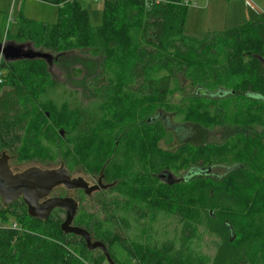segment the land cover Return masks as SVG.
<instances>
[{
	"label": "trees",
	"instance_id": "16d2710c",
	"mask_svg": "<svg viewBox=\"0 0 264 264\" xmlns=\"http://www.w3.org/2000/svg\"><path fill=\"white\" fill-rule=\"evenodd\" d=\"M36 1L55 7V21L19 15L7 41L56 55L65 83L81 75L93 99L82 103L42 58L0 57V151L20 162L59 159L68 174L78 168L101 179L89 197L78 192L86 204L72 225L101 242L113 264L108 242L132 264H264V15L194 38L183 34L190 0H103L97 26L82 0ZM180 91L175 113L183 120L198 115L240 132L221 146L160 148L172 141L160 109ZM180 163L187 169L178 181L159 178ZM214 167L224 172L212 174ZM192 168L206 172L181 180ZM13 205L23 204H0V217L15 219L0 218V264L106 262L99 249L60 231L61 210L39 221L24 208L9 211ZM156 213L179 226L176 251L171 238L149 245L124 232L128 218ZM197 233L213 244L208 259L182 256Z\"/></svg>",
	"mask_w": 264,
	"mask_h": 264
},
{
	"label": "rangeland",
	"instance_id": "374dc122",
	"mask_svg": "<svg viewBox=\"0 0 264 264\" xmlns=\"http://www.w3.org/2000/svg\"><path fill=\"white\" fill-rule=\"evenodd\" d=\"M224 2L227 6V0ZM80 4L86 10L89 24L92 26L99 25L101 22L103 0H82L80 1ZM219 6V0H190V4L187 6L186 10L183 34L189 37L198 38L199 36L201 37V35L206 31L230 29V26H227L226 23L234 21L235 19L239 18V16H233V19H231L228 15L227 7H223V9L219 11ZM221 11L226 12L225 17L222 16ZM19 13L26 18H32L43 23H53L56 19V10L53 5L41 3L35 0H0V44L11 43L7 41L6 37L7 35L9 36L12 34L14 29L13 22H15V19ZM17 46L27 50L25 48L26 46L24 45ZM28 51H31L33 54H45L47 58H43V60L47 61L45 64L49 74L52 75L53 78L59 83L61 82L63 85H65V87L72 90L74 89V91L76 90V92H78L77 96L80 94L78 97L82 103H85L86 99H93V97H89L90 95L84 87L79 86V82L82 79L81 75L75 76L73 84L65 83L62 73L58 70L55 62H53L56 58V55L34 49H28ZM180 82H182V80H180ZM184 94L185 92L183 91L174 93L168 100L169 105L164 106L163 109H160V104L155 105L156 107L154 112L159 109L163 111L160 114L162 125L164 130L172 136V141H170V143L167 145L163 144L161 141L158 142L157 145L160 148L173 152L179 145L194 146L199 143H209L216 146H221V144L230 140L235 136V134L240 132L235 128L225 126L224 124H212L198 115L190 114L185 120H183L179 115H176L175 106L182 102ZM181 120H183V122H181ZM60 135L63 137L64 134ZM2 153L9 157L8 166L11 170L22 171L28 167H38L41 169H55L60 166L63 167L61 161L55 158L44 160L33 158L30 161L20 162L16 158L15 153L10 154L6 150L0 151V154ZM186 169V165L184 163H180L179 166L173 170L172 176L176 178L174 182L178 181ZM211 172L212 174L221 175L224 172V169L221 167H214L211 169ZM70 176L72 178L81 177L83 180L85 179L88 181V184H95L96 182L94 175L91 173L82 172L78 168L75 171H72ZM61 189H63V187L59 186L54 188L52 192L54 195H56V193H61V196L69 195L70 192L63 193ZM74 198L76 199V197ZM77 199L79 206H85L86 201H82L80 203L79 198ZM90 204L93 206L91 202ZM2 206L5 207L6 210L7 205ZM16 208L19 210H23L24 208L25 211L24 205H22V207H19V205H13L9 208V211L14 212ZM79 212L77 217L79 216ZM145 214H147V212H145ZM57 215L58 218L62 219L63 214L61 212H59ZM152 216V218L149 216H146L145 218H128L127 221H124L125 224L121 225L124 227L123 230L127 236H129L132 240L139 241L143 244L151 245L154 244L156 240L163 241L165 239L168 240L171 238L173 249L176 251V248L180 245L178 234L179 226L175 225L173 220L170 218L162 217L161 213H156ZM0 218H5L9 224H14L13 220L15 219H13V217L8 213H5ZM192 243L193 244L191 246L190 252H188V254L182 255L185 258L193 260L194 258L200 256L204 259H208L212 255L213 244L204 233H197ZM108 244L107 250L110 252L112 259H115V264H132L123 250L115 248V245H113L112 242H108ZM183 251L184 248L178 249V253H182ZM103 262H105L104 259L102 263ZM104 264L107 263L105 262Z\"/></svg>",
	"mask_w": 264,
	"mask_h": 264
},
{
	"label": "water",
	"instance_id": "95a60500",
	"mask_svg": "<svg viewBox=\"0 0 264 264\" xmlns=\"http://www.w3.org/2000/svg\"><path fill=\"white\" fill-rule=\"evenodd\" d=\"M0 55L4 61L35 57L47 58L45 54H33L31 51L24 50L12 43L0 44ZM202 172L206 171H198L196 168H192L181 180L185 181L193 175L204 174ZM167 177L169 180L165 182L171 183L173 178L170 173H163L159 176L161 180H165ZM59 186L68 191L82 190L84 193L90 194L98 189L100 183L98 186H88L81 177L72 178L62 166L55 169L28 167L22 171L11 170L8 166L7 155L0 154V200L3 205L20 199L25 206L27 216L39 221L45 220L53 209L63 210L65 217L59 225L60 231L64 234L81 237L87 250L99 249L103 253L106 263L113 264L101 242L91 241L85 230L72 225V219L77 209L76 202L70 196L47 198L48 194Z\"/></svg>",
	"mask_w": 264,
	"mask_h": 264
},
{
	"label": "crops",
	"instance_id": "0c3cea01",
	"mask_svg": "<svg viewBox=\"0 0 264 264\" xmlns=\"http://www.w3.org/2000/svg\"><path fill=\"white\" fill-rule=\"evenodd\" d=\"M219 1H220L219 11L221 9H223V7H227L228 15L230 16L231 19H233V16H235V17L239 16V18L235 19L234 21H230V23H226L227 26H230L229 28H232L233 26H235V27L239 26V25L244 24L246 22L254 21L259 16L264 14V0H251L253 5L257 9V12H255L253 10H248L246 8V6L244 5V2L241 0H227V3H228L227 6L225 5V2H224L225 0H219ZM261 12H263V13H261ZM221 14L223 17H225L226 12L221 11ZM19 15H21V14L19 13L18 16ZM28 19H30V18H28ZM33 20H35V19H33ZM13 24H14V29H13V32H14L17 28L16 19H15V22H13ZM223 30L221 29L218 31H223ZM208 32H217V31H206L203 34L208 33Z\"/></svg>",
	"mask_w": 264,
	"mask_h": 264
},
{
	"label": "flooded vegetation",
	"instance_id": "af4514ba",
	"mask_svg": "<svg viewBox=\"0 0 264 264\" xmlns=\"http://www.w3.org/2000/svg\"><path fill=\"white\" fill-rule=\"evenodd\" d=\"M8 157V156H7ZM8 161H9V157H8ZM96 178V182H95V184H88V181H86L85 179H84V181H86V183L88 184V186H98V183H100V186L98 187V189H100L101 187H103L104 186V184L102 183V181H101V179H98L97 177H95ZM172 178H173V180H176V178H174L173 176H172ZM169 180V178L167 177L165 180H163V181H168ZM172 180V179H171ZM172 180V181H173ZM97 189V190H98ZM97 190H95V191H97ZM61 191H63V193H65V192H70L69 193V195L68 196H61L60 194L61 193H56V195H54L53 194V192L51 191L50 193H52V194H48V196H47V198H64V197H71L75 202H76V204H77V207L79 206L78 204H79V202H78V192H82V196H84L85 198L86 197H89L91 194H93L95 191H93V192H91L90 194H86V193H84L82 190H72V191H66L64 188L63 189H61ZM50 195V196H49ZM74 197H76V199L74 198ZM17 201V200H16ZM0 202H1V200H0ZM1 204H2V202H1ZM11 204V203H10ZM23 204V203H22ZM3 205V204H2ZM9 205V204H8ZM25 207V206H24ZM54 210V209H53ZM53 210H51L50 211V213L53 211ZM59 210H61V209H59ZM77 210V209H76ZM25 211H26V209H25ZM49 213V214H50ZM61 213L63 214V217L62 218H64L65 217V213H64V211L63 210H61ZM48 214V215H49ZM74 218V217H73Z\"/></svg>",
	"mask_w": 264,
	"mask_h": 264
},
{
	"label": "built area",
	"instance_id": "2783aa9c",
	"mask_svg": "<svg viewBox=\"0 0 264 264\" xmlns=\"http://www.w3.org/2000/svg\"><path fill=\"white\" fill-rule=\"evenodd\" d=\"M243 2H244V5L246 6V8L248 9V10H253V11H255V12H257V9L255 8V6L253 5V3H252V1L251 0H243ZM259 12V11H258ZM260 13V12H259ZM261 13H263V12H261ZM264 15V14H263ZM0 57H1V55H0Z\"/></svg>",
	"mask_w": 264,
	"mask_h": 264
},
{
	"label": "bare ground",
	"instance_id": "6f19581e",
	"mask_svg": "<svg viewBox=\"0 0 264 264\" xmlns=\"http://www.w3.org/2000/svg\"><path fill=\"white\" fill-rule=\"evenodd\" d=\"M74 217V216H73ZM90 237V236H89ZM90 240H91V238H90ZM92 241V240H91Z\"/></svg>",
	"mask_w": 264,
	"mask_h": 264
}]
</instances>
